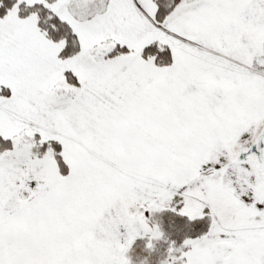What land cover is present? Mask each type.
Instances as JSON below:
<instances>
[{"label":"snow or ice","instance_id":"1","mask_svg":"<svg viewBox=\"0 0 264 264\" xmlns=\"http://www.w3.org/2000/svg\"><path fill=\"white\" fill-rule=\"evenodd\" d=\"M0 264H264V0H0Z\"/></svg>","mask_w":264,"mask_h":264}]
</instances>
